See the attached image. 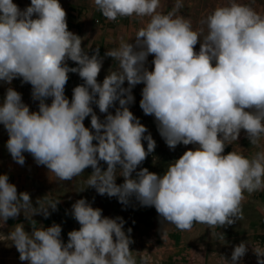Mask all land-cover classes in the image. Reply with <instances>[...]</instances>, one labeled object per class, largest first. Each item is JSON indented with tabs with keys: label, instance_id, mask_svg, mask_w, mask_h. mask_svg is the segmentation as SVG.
<instances>
[{
	"label": "clouds",
	"instance_id": "clouds-1",
	"mask_svg": "<svg viewBox=\"0 0 264 264\" xmlns=\"http://www.w3.org/2000/svg\"><path fill=\"white\" fill-rule=\"evenodd\" d=\"M94 4L110 21L150 18L137 31L134 43L121 38L118 48L104 54L118 66L102 83L98 76L104 58L99 47L90 55L82 46L84 37L69 30L60 0H31L24 10L13 0H0V81L10 84L22 78L31 84L33 100L40 102L38 111H30L20 92L7 89L0 124L9 134L6 146L13 160L24 165V153H30L60 182L81 177L91 167L80 191L94 187L122 204L135 196L181 231H191L194 223L213 229L242 221L245 193L264 190V15L231 0L201 21L207 25L205 32L194 30L192 21L178 14L182 0H176L166 14L158 11L161 0H94ZM150 54L152 70L146 67ZM69 60L77 66L70 67ZM70 72L84 81L73 89L71 100L65 95ZM141 83L145 86L140 107L155 117L167 146L175 150L181 143L198 145L169 164L162 176L147 168L137 171L156 148L151 133L129 107L135 100L132 89ZM93 104L106 114L103 121ZM113 107L114 114L109 111ZM89 116L91 128L84 123ZM241 130L261 150L251 156L237 151L224 154ZM118 175L124 177L122 184L116 183ZM59 203V198L46 195L34 206L29 192H18L7 174L0 175V226L21 213L32 226L27 231L17 223L8 235L21 261L158 264L148 251L130 248L133 240L127 233L132 229L125 232L122 217L104 216L86 198L72 205L81 227L68 233L67 243L60 224L37 227L33 217L48 218ZM166 237L162 232L164 241ZM253 250L264 264V249ZM247 251L248 243L241 242L231 260L222 256L221 264H238Z\"/></svg>",
	"mask_w": 264,
	"mask_h": 264
},
{
	"label": "crops",
	"instance_id": "crops-1",
	"mask_svg": "<svg viewBox=\"0 0 264 264\" xmlns=\"http://www.w3.org/2000/svg\"><path fill=\"white\" fill-rule=\"evenodd\" d=\"M161 0L162 11L164 14L169 11L168 3ZM21 10L26 9L31 0H13ZM62 7L67 13L68 28L75 34L84 37L82 46L93 54L99 47L100 56L103 57L101 71L109 73L110 70L117 69V62L104 54L108 49L118 48L120 40L129 42L133 23H147L150 18L138 17H118L115 21H110L103 16L102 12L95 6L94 0H60ZM173 6L171 7V9ZM109 37H112L109 40ZM90 48V49H89ZM70 67H76V63L69 60ZM148 65L146 64V67ZM78 73H69V79H78ZM118 102V101H117ZM145 115L144 112L140 113ZM146 120L148 132L156 141V148L150 153L145 161L138 166L137 171L142 168L149 169L163 175L169 164L177 160L183 153L189 149H196L198 145L179 144L175 150L170 149L164 138L160 135L157 122L153 115L143 116ZM154 119V120H151ZM145 133V136L148 135ZM147 149V140L143 141ZM264 146V140L261 141ZM260 148L250 144L244 130H241L240 137L233 144L225 148V153L237 151L247 156L260 151ZM135 172L133 176L135 177ZM124 177L118 175L117 184H122ZM82 188V187H81ZM247 199L243 203L244 219L236 221L234 224L222 228H209L206 224L194 223L191 231H181L174 225L162 220L154 206H143L133 196L129 203L122 204L118 197H109L107 194L100 195L97 190L85 188L80 191L79 198H86L87 201L101 199L106 206H94L102 209V214L107 217H122L125 221L124 230L127 233L132 229L131 236L133 243L130 248L133 251H148L154 261L158 264H221L222 256L231 260L232 252L236 245L241 242L248 243V251L238 264H259L258 256L254 252V246L264 249V190L256 191L252 194L245 193ZM51 214L53 211L50 209ZM57 217L49 216L45 218L42 214L36 215L38 221L37 227L42 225L50 227L53 223L62 226L61 238L65 243L68 241V233L72 230H78L81 226L72 215L71 207L60 206L55 210ZM59 212V213H58ZM167 232L165 241L162 239V232ZM223 233V236L221 235ZM254 245V246H253ZM135 254V253H134Z\"/></svg>",
	"mask_w": 264,
	"mask_h": 264
},
{
	"label": "rangeland",
	"instance_id": "rangeland-1",
	"mask_svg": "<svg viewBox=\"0 0 264 264\" xmlns=\"http://www.w3.org/2000/svg\"><path fill=\"white\" fill-rule=\"evenodd\" d=\"M176 0L165 1L168 3L169 11L171 7L174 6ZM184 7L180 9L179 15L184 16L192 21L193 28L199 29L203 28L207 32V25L202 24L201 21L205 20L206 17L211 14L217 7L225 6L231 2V0H182ZM238 3L246 4L256 10L259 14L264 15V0H237ZM167 11V12H169ZM147 23H133L132 30L130 31L131 35L129 37V42L134 43V38L137 31L144 27ZM196 51H199L200 43H197ZM154 55L150 54L148 56L146 64L149 70L154 69ZM109 73L101 71L98 76V81L103 82L104 78ZM84 81L79 77L78 79H69L66 88L65 95L69 100H71L73 95V89L83 84ZM127 81H125L124 87H127ZM145 85L143 83L136 85L132 89V94L135 97L134 103L129 105L130 110L134 113V116L140 119V122L146 126V123L150 120H146L140 113L143 112L140 107V101L142 99V89ZM9 87L14 88L22 94V100L25 104L29 105L30 111L39 110V100H33L32 98V86L28 83H23L22 78H15L9 84L5 81H0V105L4 103L7 89ZM49 105L52 102V98L49 97L46 101ZM119 106V102H116V107ZM93 108L96 111L97 115L100 116V119L103 121L106 114L100 113L98 106L93 104ZM116 108H110L109 111L113 114L115 113ZM154 120V119H151ZM85 126L91 128V116L85 118ZM9 139V134L4 128L3 124H0V175L7 174L9 176V181L14 183L17 186L18 192L27 191L30 193L33 205L36 206V201L38 198H43L48 196L49 199L59 198L60 203L57 208L62 207H71L78 200L80 196V189L84 187V180L92 173L93 169L91 167L85 169L84 174L81 177L73 178L71 181L60 182L56 179L54 174L49 173V170L46 166L38 165L33 156L30 153L25 152V164L20 165L15 162L7 149V141ZM96 143V141H94ZM102 169L106 170L107 164L103 161L100 162ZM91 189L92 187H87ZM85 190V189H84ZM89 200L88 202L94 206L102 205L104 208L106 203L103 204L101 199ZM53 211L50 215L52 217H57ZM59 213V212H58ZM33 219L38 221L37 216H34ZM17 223H23L27 231L32 230L30 222L25 218L23 213L16 219L10 218L6 225L0 226V264H28L27 261H21L19 259V252L16 247L12 245L8 235L10 234L13 226ZM42 225V222H41ZM40 227V226H38Z\"/></svg>",
	"mask_w": 264,
	"mask_h": 264
}]
</instances>
